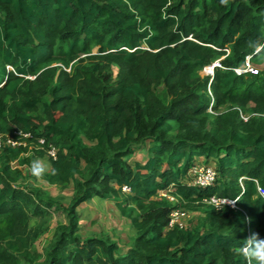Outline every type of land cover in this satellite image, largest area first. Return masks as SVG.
I'll use <instances>...</instances> for the list:
<instances>
[{
    "label": "trees",
    "instance_id": "trees-1",
    "mask_svg": "<svg viewBox=\"0 0 264 264\" xmlns=\"http://www.w3.org/2000/svg\"><path fill=\"white\" fill-rule=\"evenodd\" d=\"M248 57L264 63V0H0V134L32 136L0 150V264H37L48 226L32 221L55 212L41 264H245L231 248L264 238V72L238 75ZM50 147L43 181L73 184L68 206L10 165ZM199 158L211 187L193 184ZM171 187L176 204L158 196ZM94 199L128 222V248L80 234ZM177 208L199 224L170 228Z\"/></svg>",
    "mask_w": 264,
    "mask_h": 264
},
{
    "label": "rangeland",
    "instance_id": "rangeland-1",
    "mask_svg": "<svg viewBox=\"0 0 264 264\" xmlns=\"http://www.w3.org/2000/svg\"><path fill=\"white\" fill-rule=\"evenodd\" d=\"M94 53H96V49L94 50ZM255 67L259 69V71L264 72V63L258 64V66ZM213 72V66L207 67L201 72V75L203 77L211 76L213 75ZM162 95H164V92ZM242 118L245 120L248 119L246 116H242ZM32 153L33 152L31 151L23 154L22 159L28 160L32 163V157H34ZM136 157L140 160H145L147 158L144 151L139 152ZM40 160L46 162L50 169V157L47 154ZM10 165L13 168H19L22 171L24 175L22 183L24 186L39 190L40 194L44 198L51 199L62 205L68 206L75 195V188L73 184L68 187H63L59 185H49L45 181L38 182L34 180L30 169L31 164L30 166H18L17 163L11 162ZM211 165L214 166L215 164L211 163ZM79 211L81 220L80 234L83 237L95 235L106 238L109 236L112 240L116 241L122 249L130 246L134 237L133 231L128 222L124 221V219L118 214L116 207L111 202H103L97 199L83 205ZM201 217V213H187V216L182 220V223L185 228H192L199 224V219ZM41 223L48 226V232L40 236L35 243L38 254L40 255L37 264H41L45 260L46 248L54 236L56 226L58 223H67V218L63 213L55 212L51 214L50 218L48 216L46 219L36 218L32 221V225H39ZM252 233H255L252 229L248 230L247 237Z\"/></svg>",
    "mask_w": 264,
    "mask_h": 264
},
{
    "label": "built area",
    "instance_id": "built-area-1",
    "mask_svg": "<svg viewBox=\"0 0 264 264\" xmlns=\"http://www.w3.org/2000/svg\"><path fill=\"white\" fill-rule=\"evenodd\" d=\"M238 75L243 73H252L257 74L259 72V69H257L251 62V57H248L246 59L245 64L243 67L236 69L235 71ZM26 138H32V136L29 134H23V132H15L13 134H0V150L4 147H26L27 143L24 139ZM40 143L44 144V140H40ZM47 155L56 160L57 159V150L54 147H50L47 149ZM191 177L193 178V184L195 186L201 187V188H207L211 187L216 183V180L218 178L217 170L215 166L211 164H204L199 163L196 164L192 170H191ZM259 193L262 197H264V188L259 187L258 188ZM123 192L130 194L131 189L129 187H123ZM174 188L171 187L168 190L160 191L158 196L160 198H164L169 200L170 202L176 204L178 202L177 197L173 194ZM206 203L213 205L217 208H221L223 205L229 204L232 207H235L234 201H229L226 199H220L217 196H213L210 199L205 201ZM187 211L181 208L174 209L171 217H170V228L179 227V229H184V224L182 223V220L187 216Z\"/></svg>",
    "mask_w": 264,
    "mask_h": 264
},
{
    "label": "clouds",
    "instance_id": "clouds-1",
    "mask_svg": "<svg viewBox=\"0 0 264 264\" xmlns=\"http://www.w3.org/2000/svg\"><path fill=\"white\" fill-rule=\"evenodd\" d=\"M226 2V0H222ZM31 174L36 181H43L48 173L49 165L40 160H33L30 166ZM231 251L241 256L245 264H264V238H261L258 233H252L238 246L234 245Z\"/></svg>",
    "mask_w": 264,
    "mask_h": 264
},
{
    "label": "crops",
    "instance_id": "crops-1",
    "mask_svg": "<svg viewBox=\"0 0 264 264\" xmlns=\"http://www.w3.org/2000/svg\"><path fill=\"white\" fill-rule=\"evenodd\" d=\"M137 155H138V154H137ZM204 161H205L204 158H199V159H198V163H204ZM49 170H50V169H49ZM49 170H48V171H49ZM95 200H97V199H94V200H92V201H90V202H93V201H95ZM98 200H99V199H98ZM100 201H101V200H100ZM103 202H110V201H103ZM88 203H89V202H88ZM88 203H86V204H88ZM111 203H112V202H111ZM112 204H113V203H112ZM84 205H85V204H84ZM113 205H114V204H113ZM82 206H83V205H82ZM82 206H81V207H82ZM114 206H115V205H114ZM81 207H80V208H81ZM118 214H119V213H118ZM123 219H124V218H123ZM124 221H126V220L124 219ZM126 222H127V221H126Z\"/></svg>",
    "mask_w": 264,
    "mask_h": 264
},
{
    "label": "water",
    "instance_id": "water-1",
    "mask_svg": "<svg viewBox=\"0 0 264 264\" xmlns=\"http://www.w3.org/2000/svg\"><path fill=\"white\" fill-rule=\"evenodd\" d=\"M215 66L217 67V66H218V64H217V65H215ZM215 66H214V67H215ZM214 67H213V70H214Z\"/></svg>",
    "mask_w": 264,
    "mask_h": 264
}]
</instances>
